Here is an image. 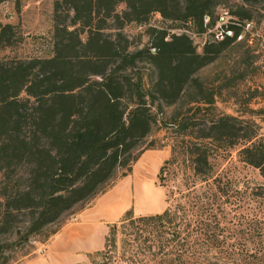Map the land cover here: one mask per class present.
Returning a JSON list of instances; mask_svg holds the SVG:
<instances>
[{
  "label": "trees",
  "instance_id": "trees-1",
  "mask_svg": "<svg viewBox=\"0 0 264 264\" xmlns=\"http://www.w3.org/2000/svg\"><path fill=\"white\" fill-rule=\"evenodd\" d=\"M258 1L242 0L228 11L255 21L248 3ZM217 5V0H59L53 5L50 55L0 59V264L14 263V252L33 242L44 243L125 176L144 149L170 148L156 173L160 186L165 166L178 157L200 182L207 181L215 153L234 146L238 159L264 178L257 124L216 112L212 88L194 76L228 46L250 53L264 47L225 38L196 52L187 34L176 33L203 32L202 17L208 15L211 26ZM153 13L170 25L149 24L146 46L128 50L123 25L146 24ZM107 29L116 30L113 37L103 33ZM13 40L12 25L0 24V48ZM165 107L171 108L166 115ZM159 130L161 136L152 137ZM194 185L184 188L185 205L130 217L132 227L153 225L147 255L155 264H264V219L249 208L253 201L264 202V187H247L250 211L227 216L225 189L214 184L199 192Z\"/></svg>",
  "mask_w": 264,
  "mask_h": 264
},
{
  "label": "rangeland",
  "instance_id": "rangeland-1",
  "mask_svg": "<svg viewBox=\"0 0 264 264\" xmlns=\"http://www.w3.org/2000/svg\"><path fill=\"white\" fill-rule=\"evenodd\" d=\"M56 1L59 0H4L0 2V24L12 25L14 32L12 44L0 48L1 60L28 59L50 55L53 5ZM242 3V0H217V6L232 11ZM248 4L250 17L255 19L254 22L258 23L257 25H261L260 34L264 36V0ZM122 8L123 5L120 4L115 9L120 11ZM149 18L146 24L139 25L130 22L121 28L120 33L127 39L128 50L146 46L149 39L147 30L149 24L162 28L170 25L168 21L161 19L155 13ZM259 19L260 21H257ZM115 31L107 29L103 33L113 37ZM201 47L195 45V51L200 52ZM140 65L143 66L141 63ZM146 66L144 64V68ZM194 76L212 88L216 112L253 120L258 127L255 139L264 141V52L250 53L241 46H228L213 61L199 68ZM144 83L147 84L146 79H144ZM170 109V107H165L164 114H168ZM161 134L162 131L159 130L152 137H159ZM237 150L238 146H234L224 151L219 150L218 154L215 153V157L211 159L213 176L205 182H200L198 177L191 173L187 162L183 163L178 157L176 164L170 167L165 166L166 169L161 174L160 183L162 186H160L156 173L163 160L169 156L170 148L167 145L160 148L144 149L131 164L130 171L126 175L129 174L130 177L143 174L151 177L150 181L156 186L157 193L144 186L142 190L148 198L144 206L153 207L158 202L160 204L159 212L175 204L185 205L188 201L184 195L186 186L195 184L194 189L202 192L206 187H210L211 190L216 184L221 190L225 189L226 191L223 198L226 200L224 208L227 216L253 210L255 214L264 219V202H251L250 210L245 206L248 201L246 188L264 187V178L258 169L238 159ZM155 161L158 162L157 165ZM123 177H117L113 184L116 183L117 187L123 183L127 184L128 179L124 180ZM213 177L216 181L211 183ZM200 186L205 188L200 189ZM139 201V198L133 197L121 218L108 225L106 234L108 235L110 231L112 234L108 235L107 242L104 243L105 236L97 235L91 246L92 253L85 254L80 261L73 264H155V261L147 255L148 242L146 241L148 234V237H152L153 225L138 224L132 227L128 223V220H131V215L138 214L139 210L145 211L144 214H153L152 212L148 213L149 209H145L143 206L139 207ZM121 219L124 220L121 221ZM132 219H136V217ZM38 248H41L39 242H33L31 247L23 248L20 251L14 252L13 249L12 259L16 261L14 263L11 261L10 264H19L34 256L38 252Z\"/></svg>",
  "mask_w": 264,
  "mask_h": 264
},
{
  "label": "crops",
  "instance_id": "crops-1",
  "mask_svg": "<svg viewBox=\"0 0 264 264\" xmlns=\"http://www.w3.org/2000/svg\"><path fill=\"white\" fill-rule=\"evenodd\" d=\"M155 163L158 164L156 161ZM122 179H128V183H123L118 187L115 183L98 194L88 205L72 214L44 243L40 244L41 248H38L34 256L19 264H73L80 261L85 254L92 253L91 246L95 242V237L99 234L105 236L108 225L121 218L133 197L139 198V207L149 209L148 213H160L158 202L153 207L144 206L148 198L142 188L146 186L157 193V188L151 183L149 175L140 174L129 177L128 174ZM144 213L145 211L139 210L138 214H133L131 217L153 215Z\"/></svg>",
  "mask_w": 264,
  "mask_h": 264
},
{
  "label": "built area",
  "instance_id": "built-area-1",
  "mask_svg": "<svg viewBox=\"0 0 264 264\" xmlns=\"http://www.w3.org/2000/svg\"><path fill=\"white\" fill-rule=\"evenodd\" d=\"M208 22V15H204L202 24L205 29L201 33L197 34L187 29L176 30V33L187 34L196 46H202L210 41H221L225 38H231L233 42H242L249 48L264 46V36L260 34L261 25H257L258 23L254 21L239 20L225 8H218L211 26H207ZM150 51L153 52V49Z\"/></svg>",
  "mask_w": 264,
  "mask_h": 264
}]
</instances>
